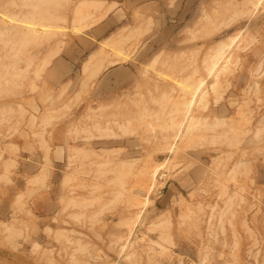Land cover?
<instances>
[{"label": "rangeland", "instance_id": "1", "mask_svg": "<svg viewBox=\"0 0 264 264\" xmlns=\"http://www.w3.org/2000/svg\"><path fill=\"white\" fill-rule=\"evenodd\" d=\"M88 2L0 0V264H264V0Z\"/></svg>", "mask_w": 264, "mask_h": 264}, {"label": "bare ground", "instance_id": "2", "mask_svg": "<svg viewBox=\"0 0 264 264\" xmlns=\"http://www.w3.org/2000/svg\"><path fill=\"white\" fill-rule=\"evenodd\" d=\"M88 3H89L88 0H82V3H80V4H81V7H82V6H85L84 4L87 5ZM80 9H81V8H80ZM77 21H78V20H77ZM27 27H28V26H27ZM40 27H42V26H40ZM43 27H44V26H43ZM43 27H42V29H44ZM28 29H30V26H29ZM39 29H40V28H39ZM31 30H33V28H32ZM31 30H30V31H31ZM44 30H45V29H44ZM28 32H29V31H28ZM32 32H33V31H32ZM36 32H37V31H36ZM36 35H37V34H36ZM123 38H124V37H123ZM99 54H100V53H99ZM97 59H98V57H97ZM95 60H96V57L94 58V55H93V56H90L89 59L87 60V62L85 63L83 69H84V70H87V68H88V69H91V67H92L91 65L93 64V61H95ZM100 60H101V59H100ZM97 61H98V62H97ZM97 61H96V62L99 63V60H97ZM96 62H94V67L97 66V65H95ZM100 64H102V63L100 62ZM100 64H99V65H100ZM99 65H98V66H99ZM89 67H90V68H89ZM99 67H101V66H99ZM92 68H93V67H92ZM97 68H98V67H97ZM99 69H100V68H99ZM97 70H98V69H97ZM95 71H96V69H95ZM87 72H88V70H87ZM92 72H93V70H92ZM98 72H99V71H98ZM93 73H94V72H93ZM93 73H91V74H93ZM95 73H96V72H95ZM89 75H90V74H89ZM91 76H92V75H91ZM124 132H125V131H124ZM121 135H122V134H121ZM42 176H43V174H42Z\"/></svg>", "mask_w": 264, "mask_h": 264}, {"label": "crops", "instance_id": "3", "mask_svg": "<svg viewBox=\"0 0 264 264\" xmlns=\"http://www.w3.org/2000/svg\"><path fill=\"white\" fill-rule=\"evenodd\" d=\"M142 1V0H141Z\"/></svg>", "mask_w": 264, "mask_h": 264}]
</instances>
